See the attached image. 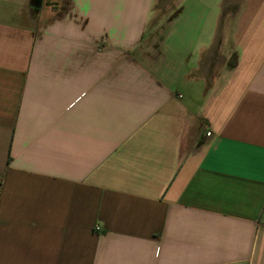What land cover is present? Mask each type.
Masks as SVG:
<instances>
[{"label": "crops", "instance_id": "crops-1", "mask_svg": "<svg viewBox=\"0 0 264 264\" xmlns=\"http://www.w3.org/2000/svg\"><path fill=\"white\" fill-rule=\"evenodd\" d=\"M158 1L0 0V264H264V0Z\"/></svg>", "mask_w": 264, "mask_h": 264}, {"label": "rangeland", "instance_id": "rangeland-1", "mask_svg": "<svg viewBox=\"0 0 264 264\" xmlns=\"http://www.w3.org/2000/svg\"><path fill=\"white\" fill-rule=\"evenodd\" d=\"M218 0H207V5L211 8H215ZM170 0H159L158 4L156 6V9L160 11V14H163L165 9L168 8L166 5L167 3H170ZM227 3H229V0H227ZM187 2L181 3L176 9H174L171 13H169L167 16L162 15L163 19H161V22L167 21L165 26H171L177 31H187L188 29L198 30L200 28L204 29V34L202 35V41L206 39L207 36V30H209L210 27L214 25L215 15L216 11L213 12L212 16H209L208 19L204 18L199 12L196 13V16H189V13H187ZM156 14V11H155ZM165 14V12H164ZM222 23V22H221Z\"/></svg>", "mask_w": 264, "mask_h": 264}, {"label": "built area", "instance_id": "built-area-1", "mask_svg": "<svg viewBox=\"0 0 264 264\" xmlns=\"http://www.w3.org/2000/svg\"><path fill=\"white\" fill-rule=\"evenodd\" d=\"M212 136V133L211 132H208L207 133V137H211ZM2 181L1 177H0V182Z\"/></svg>", "mask_w": 264, "mask_h": 264}]
</instances>
